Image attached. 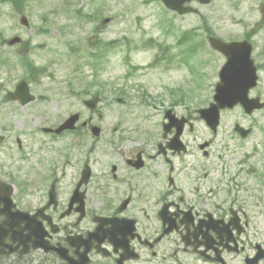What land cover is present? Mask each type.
<instances>
[{
	"label": "flooded vegetation",
	"instance_id": "flooded-vegetation-1",
	"mask_svg": "<svg viewBox=\"0 0 264 264\" xmlns=\"http://www.w3.org/2000/svg\"><path fill=\"white\" fill-rule=\"evenodd\" d=\"M158 1L142 0L147 6ZM44 2L53 4L50 11ZM30 3L45 19L86 23L119 15L107 0H0V65L25 63L28 41L8 21L19 18L30 27ZM91 29L93 40L105 30ZM74 31L78 41L88 33L80 26ZM97 77L145 82L135 74ZM170 81L168 94L184 91ZM151 88L144 86L141 95ZM138 102L117 109V122L100 126L99 137L92 133L93 115L80 122L68 132L66 154L42 151V141L34 147L17 140L20 174L0 170V264H264L261 143L232 148L236 137L260 135V125L241 124L246 138L234 126L224 141L218 132L207 139L196 124L181 122L192 117L180 101L158 112L142 96ZM207 141L208 150L202 149Z\"/></svg>",
	"mask_w": 264,
	"mask_h": 264
},
{
	"label": "rangeland",
	"instance_id": "rangeland-1",
	"mask_svg": "<svg viewBox=\"0 0 264 264\" xmlns=\"http://www.w3.org/2000/svg\"><path fill=\"white\" fill-rule=\"evenodd\" d=\"M120 1L122 2L120 3ZM28 6L30 11L26 14L30 19V27L21 25L19 18L9 19L8 23L10 26L18 25L16 26L18 31L23 33L28 41L30 59L37 66L45 67L46 72L41 81L31 83L32 90L39 96H43V99L29 106H22L14 101L4 102L0 99V132L5 127V134L8 135L7 143L3 147L2 152H0V165L4 166L6 164V170L9 167L12 172L19 174L20 171L18 169L21 168V161L19 159L20 156L16 152L18 147L17 138H21L24 143L32 142L34 147L40 141H43L42 147L44 150L42 151L53 149L59 152V146L65 145L69 137L64 135L52 141L45 134H37L36 129L47 124L57 125L76 110L82 111V113L85 112V117L89 116L83 100L87 96L81 92L79 93L81 96L75 95L70 91L69 83L75 81L73 85L75 84L76 88L81 90L83 85L88 84L89 80L93 79L92 76L95 75V71L88 64L90 59L86 56V50H84L88 38L93 36V29L91 28L101 26L100 24L103 25L102 27L105 28L104 32L97 35V38L99 37L101 40L120 41L130 38L133 42L142 44L146 39L153 37L158 42L174 44L177 36L183 31L202 25V19H199L196 15L174 16L169 11H166L160 3L154 2L153 5L147 6L142 0H107L108 9L117 12L119 15L106 24L102 23L103 18L85 20L86 23H79L76 19L67 18L51 17L45 19V12L39 5L30 3ZM44 6L48 12L52 9L53 4L44 2ZM202 12V17L206 18L205 20L212 29L225 38L238 37L257 26L260 28L261 36V39L257 41L258 49L264 47V0H213L211 5L202 7ZM109 14L114 13L110 12ZM169 23L174 24L173 33L165 34L168 29H171ZM77 26L83 27L88 32L87 34H81L82 38L79 41L76 40L78 37L76 34L74 37L72 35L73 32H77L74 31ZM199 32L203 34L204 29ZM199 38L201 37L199 36ZM69 43H72L73 47L79 46L82 49L73 54ZM188 45L189 42L183 47L186 48ZM170 51L176 53L178 49L171 47ZM259 52L257 51L256 55ZM126 55L125 47L116 48L109 52L107 62L104 63L100 74L108 76L126 74L129 69L128 65L125 64ZM156 55V48L142 47L131 53L135 64L148 66L145 71L136 73L137 75H142V79L146 80L143 83L151 86L152 83H149L151 79H156L158 76H168V81L171 76V85L187 84L189 96L187 105L192 109L207 106L213 100L215 84L219 80L216 68L219 67L222 61L216 52L207 47V50L200 52V55L193 58L194 60L190 64L184 62L179 67H175V65L166 67L165 63H163L159 67H150V62ZM260 61L263 62L264 58H260ZM77 66L79 67L78 70L76 69ZM25 70L23 67L16 65L13 68L0 66V84L4 85V89L0 91V98L8 90H13L16 84L25 78L27 74ZM198 75L204 76L203 81H200ZM79 76H84V78H77ZM192 80L199 81L201 89L190 92L189 87H192L190 83ZM154 84L155 86L158 85L157 83ZM93 89L95 90L94 87ZM258 92L264 93V75L261 78L259 88L253 93ZM165 98L163 97V99ZM115 99L116 97L108 92L100 104L101 112L104 113V116L103 118L97 117L96 121L101 122L105 128H111L112 124L116 122V111L110 110V108L120 106ZM134 99L137 98L134 97ZM165 100L167 105L169 100ZM130 103L135 104V102ZM236 109V111H232L227 116L228 121L240 116V107ZM254 119L259 122L262 119L260 123L264 124L262 115L257 114ZM258 141H262L264 149V130L260 137H253L246 145L250 148L253 143L256 144Z\"/></svg>",
	"mask_w": 264,
	"mask_h": 264
},
{
	"label": "water",
	"instance_id": "water-1",
	"mask_svg": "<svg viewBox=\"0 0 264 264\" xmlns=\"http://www.w3.org/2000/svg\"><path fill=\"white\" fill-rule=\"evenodd\" d=\"M164 1L175 3L176 0ZM208 1L204 0V2ZM212 43L215 47L226 53L229 60L221 71L222 82L217 85L216 103H213L210 109L204 110V115L216 119L220 108L234 106L238 102H242L245 106H261V104H258L257 99H250L248 96L249 90L257 83L256 67L250 55L251 45L248 42L225 43L216 38H212ZM29 91L27 83L23 81L12 96L14 98L21 97L24 102H27L33 98ZM96 102L97 99L94 100V106ZM88 103L90 104V102ZM77 118V115L71 117L59 130L70 124L72 126Z\"/></svg>",
	"mask_w": 264,
	"mask_h": 264
},
{
	"label": "trees",
	"instance_id": "trees-1",
	"mask_svg": "<svg viewBox=\"0 0 264 264\" xmlns=\"http://www.w3.org/2000/svg\"><path fill=\"white\" fill-rule=\"evenodd\" d=\"M185 39H186V37H185Z\"/></svg>",
	"mask_w": 264,
	"mask_h": 264
}]
</instances>
